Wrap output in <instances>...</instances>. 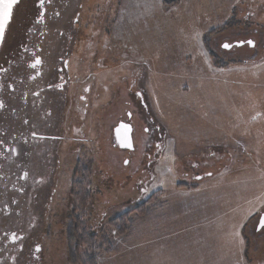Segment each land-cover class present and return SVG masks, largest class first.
Returning a JSON list of instances; mask_svg holds the SVG:
<instances>
[{
	"label": "rangeland",
	"instance_id": "rangeland-1",
	"mask_svg": "<svg viewBox=\"0 0 264 264\" xmlns=\"http://www.w3.org/2000/svg\"><path fill=\"white\" fill-rule=\"evenodd\" d=\"M112 2L106 25L100 14L96 33L86 31V59L103 57L99 68L119 76L106 95L93 79L79 146L88 176L73 180L72 155L60 162L46 264L92 255L97 264H264V0ZM84 13L90 25L94 13ZM134 81L158 145L133 120L134 148L124 152L110 132ZM123 214L131 220L115 234L109 222ZM82 228L96 249L81 244Z\"/></svg>",
	"mask_w": 264,
	"mask_h": 264
},
{
	"label": "flooded vegetation",
	"instance_id": "flooded-vegetation-1",
	"mask_svg": "<svg viewBox=\"0 0 264 264\" xmlns=\"http://www.w3.org/2000/svg\"><path fill=\"white\" fill-rule=\"evenodd\" d=\"M112 1L17 0L13 4L0 43V264H46V241L51 239L48 204L60 162L72 155L78 160L71 173L73 180L88 176L80 161L85 152L79 146L88 143L82 125L93 79L100 76L99 86L105 91L108 81L119 75L99 68L103 57L86 59V31L96 33L100 14L104 16L100 24L106 25L105 14ZM85 9L94 13L88 18L90 25ZM113 35L117 40L115 29ZM210 54L214 60L212 50ZM83 66L86 72L80 75ZM135 84L126 90L131 94L128 108L117 114L112 126V146H118L115 128L121 122L132 128L134 143V121L145 122L150 142L158 145L157 127ZM160 153L153 154L155 163ZM74 187L73 192H83L75 181Z\"/></svg>",
	"mask_w": 264,
	"mask_h": 264
},
{
	"label": "trees",
	"instance_id": "trees-1",
	"mask_svg": "<svg viewBox=\"0 0 264 264\" xmlns=\"http://www.w3.org/2000/svg\"><path fill=\"white\" fill-rule=\"evenodd\" d=\"M77 192L78 193L75 192V194L80 195V190H77ZM154 201L155 200H152V202H154ZM151 203L146 201V202H144V205L149 207L151 205ZM82 205L86 206L87 204H82ZM130 220L131 219L129 218L128 214H123V215H120V216H117V217L111 219V221L109 222V226H111V229H113L112 231H114L115 234H116V232H118L119 234H123L124 232H126L124 227L127 223H129ZM80 231L82 233L80 235L79 241L81 242V239L83 240V242H81V244L82 245L85 244V245H88L90 248L96 249L97 243H95V238L93 236H90L87 232H85L84 228H82ZM105 244L110 245L112 243L105 241ZM97 249H99V248H97ZM88 257H89V259H87V261H85V264H97L95 255L88 256Z\"/></svg>",
	"mask_w": 264,
	"mask_h": 264
},
{
	"label": "water",
	"instance_id": "water-1",
	"mask_svg": "<svg viewBox=\"0 0 264 264\" xmlns=\"http://www.w3.org/2000/svg\"><path fill=\"white\" fill-rule=\"evenodd\" d=\"M17 1V0H16ZM13 7V6H12ZM3 11V8H2V5H0V13H2ZM5 30H6V25H5V28H4V32H3V35L5 33ZM2 35V37H3ZM2 37H0V43L2 41ZM250 41V40H248ZM227 44V43H225ZM223 44V45H225ZM243 42H236V46L237 45H242ZM253 42L252 44H249L250 46H253ZM223 49H225L224 46H222ZM230 48V47H228ZM226 48V49H228ZM115 131H116V136H117V144H118V147L121 148V149H132L133 148V143H132V138H131V131H132V128L130 127V125L128 123H119L116 128H115ZM129 144L131 145L129 147ZM264 226V213H262V215L260 216L258 222H257V229H261L262 227Z\"/></svg>",
	"mask_w": 264,
	"mask_h": 264
},
{
	"label": "snow or ice",
	"instance_id": "snow-or-ice-1",
	"mask_svg": "<svg viewBox=\"0 0 264 264\" xmlns=\"http://www.w3.org/2000/svg\"><path fill=\"white\" fill-rule=\"evenodd\" d=\"M16 3V0H0V5H2L3 11L0 13V37H2L5 25L8 23L11 17V9L13 4ZM249 44H252V41H248ZM225 48L231 47L229 44L223 45ZM40 61L37 60V63ZM131 145L129 144V147ZM238 235V233H237Z\"/></svg>",
	"mask_w": 264,
	"mask_h": 264
}]
</instances>
